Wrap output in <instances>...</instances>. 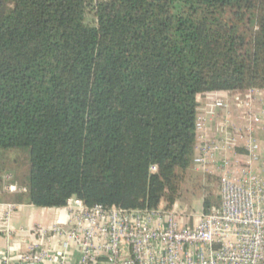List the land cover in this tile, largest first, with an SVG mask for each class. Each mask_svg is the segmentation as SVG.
I'll return each instance as SVG.
<instances>
[{
    "label": "trees",
    "instance_id": "1",
    "mask_svg": "<svg viewBox=\"0 0 264 264\" xmlns=\"http://www.w3.org/2000/svg\"><path fill=\"white\" fill-rule=\"evenodd\" d=\"M251 88L264 0H0V152L30 154L27 174L3 175L37 208L173 209L199 97ZM200 177L208 211L219 179Z\"/></svg>",
    "mask_w": 264,
    "mask_h": 264
},
{
    "label": "built area",
    "instance_id": "2",
    "mask_svg": "<svg viewBox=\"0 0 264 264\" xmlns=\"http://www.w3.org/2000/svg\"><path fill=\"white\" fill-rule=\"evenodd\" d=\"M202 96L220 115L213 129V111H197L193 169L219 179V206L189 214L178 202L170 210H127L89 207L71 197L57 208L64 223L33 226L31 240L17 242V254L9 247L0 264H264V88ZM4 190L27 193L12 183ZM17 211L0 201V229L9 245L26 232L11 225Z\"/></svg>",
    "mask_w": 264,
    "mask_h": 264
},
{
    "label": "crops",
    "instance_id": "3",
    "mask_svg": "<svg viewBox=\"0 0 264 264\" xmlns=\"http://www.w3.org/2000/svg\"><path fill=\"white\" fill-rule=\"evenodd\" d=\"M231 105V108L234 110L235 113L237 111L234 109L231 100L228 101ZM261 105L257 104V109H260ZM202 114H208L209 111H213V115L211 116L210 125L215 129L218 121L220 111L213 109V101L211 99H207V97L202 96L199 99V105L197 108ZM7 175H12L13 178L8 181L6 179ZM5 175L4 182L0 184V201L4 203H14L18 206V211L14 214L12 218L11 225L15 228H22L26 232L24 234H20L12 243L9 245L7 240L3 234V230L0 229V255H3L5 252L9 250L11 247V253L17 254L18 250L20 251L21 246L20 242L22 243L23 240H31L32 236L28 234L31 228L35 225H45L50 226L54 224L64 223L66 220V216L63 211L57 208H37L26 201H20L19 198L22 194L17 193H9L4 190L7 184H18L15 182V176L13 173H9ZM45 241V240H44ZM19 242V243H17Z\"/></svg>",
    "mask_w": 264,
    "mask_h": 264
},
{
    "label": "rangeland",
    "instance_id": "4",
    "mask_svg": "<svg viewBox=\"0 0 264 264\" xmlns=\"http://www.w3.org/2000/svg\"><path fill=\"white\" fill-rule=\"evenodd\" d=\"M15 160L17 163H13V165H11V163ZM29 168L30 154L28 149L21 148L11 152H0V178H5V175L3 174L8 170H15L21 174H27ZM201 174L202 173L200 172H195V170L190 172L188 180L183 185L181 199L177 201L181 208L188 210L189 214H200L203 209L205 193L200 186L202 178L200 177ZM202 175L204 176V174ZM213 190L216 195H220V187H218L217 190L215 187Z\"/></svg>",
    "mask_w": 264,
    "mask_h": 264
}]
</instances>
